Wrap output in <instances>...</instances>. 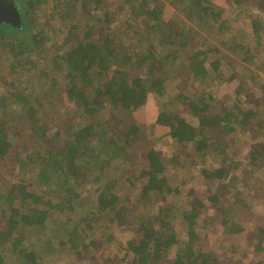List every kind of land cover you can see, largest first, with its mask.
Wrapping results in <instances>:
<instances>
[{
    "label": "trees",
    "instance_id": "1",
    "mask_svg": "<svg viewBox=\"0 0 264 264\" xmlns=\"http://www.w3.org/2000/svg\"><path fill=\"white\" fill-rule=\"evenodd\" d=\"M226 1L242 11H264V0ZM87 3L94 5V31L74 25L65 39L68 49L41 56V68L34 55L50 35L36 30L34 0L16 2L21 25L0 23V51L11 53L12 75L35 69L46 74L55 65L68 82L53 76L47 83L61 87L60 98L71 108L69 116H50L38 98L27 96L24 83L15 84L21 88L16 97H0V171L16 176L6 181L0 173V264H43L51 254L97 261L101 243L116 240L105 239L110 228L128 234L120 242V261L127 264H225L205 231L218 224L219 239L231 240L234 248L246 230L238 214L245 199L230 201L225 193L243 169L238 147L230 151L231 135L239 129L264 135L263 18L255 17L249 31L229 33L209 58L203 32L229 30L215 0ZM125 7L130 14L120 22ZM182 54L187 60L176 64ZM185 75L194 82L217 78L224 86H210L203 97L179 92L159 107L155 123L173 143L187 146L182 158L150 145L134 114L151 94L163 95L170 81ZM8 99L21 107L7 109ZM26 130L29 142L21 146L18 137ZM248 147L251 161L264 160V138ZM196 159L209 161L205 178L216 186L206 195L185 188L184 176L176 180L179 170L193 171ZM257 232L259 252L264 227Z\"/></svg>",
    "mask_w": 264,
    "mask_h": 264
},
{
    "label": "rangeland",
    "instance_id": "2",
    "mask_svg": "<svg viewBox=\"0 0 264 264\" xmlns=\"http://www.w3.org/2000/svg\"><path fill=\"white\" fill-rule=\"evenodd\" d=\"M14 1V0H13ZM15 3L18 0L14 1ZM216 5L222 7V19L229 21V30L226 31L225 27L223 32L207 28L203 32L204 37L206 38L208 55L209 58L216 53L214 46L216 47L220 44V41L223 38H229V33L238 31H249L251 23L255 17H262V22H264V11L257 9L256 6H251L250 9L242 11L232 5H229L226 0H215ZM35 5V25L36 30H43L46 33L48 32L50 37L46 42L45 47L39 48L36 50L34 55V61L37 62L39 68L42 66V62H45L42 57H47L55 52H61L68 49V44L65 43V39L68 37L69 30L73 28L74 25L80 24L86 25L83 29V33H88L89 31H94L96 19L90 18V7L94 5H89L87 0H34ZM170 8H168L167 15L170 14ZM90 11V12H89ZM102 14V13H101ZM100 14V15H101ZM130 14V9L128 7L123 8L120 14L117 15L120 19V22ZM193 20H188L192 25ZM118 22V21H116ZM194 23V21H193ZM195 24V23H194ZM196 28V24H195ZM247 44L252 46L255 44V41L252 40V37L245 36L243 40ZM3 47V46H1ZM261 48L264 53V36L261 41ZM0 53L3 54V57L0 58V97L1 96H11L16 97L18 91L15 84L24 83L23 86H26L27 96L38 98L44 106V112H48L50 116L58 117L63 115H70L71 108L67 107V101L60 98L61 87L57 84L54 88H50V82L47 83L51 77H56V79L61 81V84L64 85L68 82V79L59 68L48 69L46 74H42L38 69L33 70L32 74H22L19 76H13L10 69L12 60L11 53L8 50H1ZM42 56V57H41ZM13 58V57H12ZM172 59V57H171ZM185 54H182L175 63L179 64L184 62ZM185 69H183L184 71ZM48 79V80H47ZM172 80V79H171ZM193 76L185 75L181 76L168 83V87L163 95L155 96L150 95L148 102L145 106L137 110L134 114L135 119L141 125L145 126L147 129L148 143L155 148L164 151L165 153L172 154H181L186 156L189 151L186 145H178L173 143L168 135H165V128L163 126L156 125V117L158 114V109L166 100H172L179 92H185L187 94H201L203 96L211 93L210 86L215 88V91L220 89L224 84H220L217 78H206L198 79L194 82ZM10 82V83H8ZM44 83L38 87V83ZM202 82V83H201ZM222 83V82H221ZM234 83V82H233ZM232 83V84H233ZM224 92H231L232 89L226 87ZM206 91V92H204ZM7 109L17 110L21 105L14 100L8 99L6 103ZM9 118V117H4ZM1 119V118H0ZM8 120V119H7ZM194 121V120H193ZM11 123L5 122V126ZM29 130L22 132L23 135L18 137V143L23 146L26 142H29L25 137L28 135ZM264 138L262 132L256 136L247 131L239 129L236 133L231 135V146L230 151L234 149V146L238 147L240 153L236 155L237 160L242 162V170L238 171L237 179L234 181L231 187H229V192L225 193L228 200H235L237 198H244L246 206L241 210H238V214L241 216V220L245 225V232L242 235H239V240L236 243V247L231 248L232 242L229 239L221 241L219 236H221V228L218 224H215L213 227L207 228L205 231L207 234L209 232L212 234L209 246L214 252H218L220 255L219 259L222 258L226 261L225 264H264V250L258 252L254 245L256 241V235L260 227H264V160L259 159L258 162L251 161L249 156V145L252 142L259 141ZM229 142V141H228ZM236 143V144H235ZM235 144V145H234ZM189 147V146H188ZM192 167V172H187L188 169L179 170V175L176 176V180H180L183 176L185 177L186 183L185 188L194 187L199 194H205L208 192V188L211 186L215 188V185L208 183V180L205 178L204 170H206L209 161H199ZM192 163V162H191ZM185 164V163H184ZM188 167V166H186ZM4 178H7L6 181L13 177L16 178L15 173L12 174L11 170L0 171ZM244 178H249L247 181H244ZM3 178L0 175V185L3 183ZM111 235V239L115 240L113 242L107 241V237ZM251 237L252 242L250 241ZM128 234L124 232H116L115 230L107 231L105 242L101 243L98 253L97 261L89 260L78 262L73 257L69 258L67 255L61 257L53 258V255L48 256L43 264H109L107 261H112L111 264H127L128 261H120L124 258L125 249L121 248L120 242L126 240ZM110 239V240H111ZM220 244H225V248H220ZM230 251H229V250Z\"/></svg>",
    "mask_w": 264,
    "mask_h": 264
},
{
    "label": "water",
    "instance_id": "3",
    "mask_svg": "<svg viewBox=\"0 0 264 264\" xmlns=\"http://www.w3.org/2000/svg\"><path fill=\"white\" fill-rule=\"evenodd\" d=\"M7 22L14 26L21 25L20 7L13 0H0V23Z\"/></svg>",
    "mask_w": 264,
    "mask_h": 264
}]
</instances>
